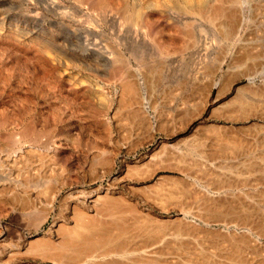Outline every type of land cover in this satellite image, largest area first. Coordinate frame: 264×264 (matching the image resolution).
<instances>
[{"label": "rangeland", "instance_id": "374dc122", "mask_svg": "<svg viewBox=\"0 0 264 264\" xmlns=\"http://www.w3.org/2000/svg\"><path fill=\"white\" fill-rule=\"evenodd\" d=\"M185 1L0 0V264H52L39 245L100 213L174 218L151 192L205 125L264 150V76L247 79L264 66V0H205L200 19Z\"/></svg>", "mask_w": 264, "mask_h": 264}, {"label": "bare ground", "instance_id": "6f19581e", "mask_svg": "<svg viewBox=\"0 0 264 264\" xmlns=\"http://www.w3.org/2000/svg\"><path fill=\"white\" fill-rule=\"evenodd\" d=\"M205 5V0L185 1V8L192 9L197 17L203 16ZM219 6L216 9L221 10ZM230 12L233 16L235 11ZM142 17L141 11L133 9L127 18L138 23ZM263 76L264 66L247 79ZM244 96L234 98L242 111L246 108ZM203 128L206 130L201 136L187 139L169 151L170 157L165 159L168 162L161 167L171 173L168 182L151 192L160 201L172 204L166 210H174V218L160 220L146 216L148 213L138 219L133 218V210L129 213L133 221H128L121 216L125 212L116 211L117 215L108 211V220L102 221L98 211L99 219L90 221L94 227L82 229L83 223H77L61 231L60 241L47 239L39 245L42 257L52 264H264L255 242L264 235V190L258 192V200L250 195L252 188H264V150L249 148L251 135L234 134L211 124Z\"/></svg>", "mask_w": 264, "mask_h": 264}]
</instances>
